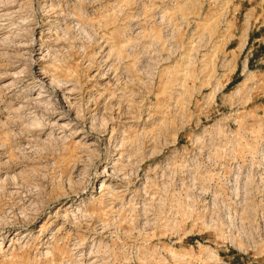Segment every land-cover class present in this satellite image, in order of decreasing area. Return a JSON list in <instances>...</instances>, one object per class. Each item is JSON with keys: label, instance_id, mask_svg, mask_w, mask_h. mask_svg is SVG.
<instances>
[{"label": "rangeland", "instance_id": "1", "mask_svg": "<svg viewBox=\"0 0 264 264\" xmlns=\"http://www.w3.org/2000/svg\"><path fill=\"white\" fill-rule=\"evenodd\" d=\"M36 1L0 17V264H264V0H38L77 122L23 109Z\"/></svg>", "mask_w": 264, "mask_h": 264}, {"label": "bare ground", "instance_id": "2", "mask_svg": "<svg viewBox=\"0 0 264 264\" xmlns=\"http://www.w3.org/2000/svg\"><path fill=\"white\" fill-rule=\"evenodd\" d=\"M15 2L16 0H14V3H12L11 5L6 6V5H3L2 4L3 2L1 3V0H0V13H1L0 17L4 16L6 18L5 20H9L10 22H12V24H15L14 21L17 19V17L20 15V12H21L20 11L21 6L17 7L18 6L17 3L20 2V0H17V3ZM39 5L40 4L37 0L35 4V8H34L35 10H34L33 17L31 20L28 21L31 23L30 30L32 32V35L30 39L24 40V41L20 40L18 42H15V45H14L18 49H20V51L23 50V53H21V55L22 54L29 55L28 60H30V66H31L29 78L27 80H25V78L21 79L18 82H25V81L27 82L28 80H33V82H36L35 84H38V88L40 90L39 93L35 97L31 99H27L25 101L27 104L23 107V109L30 110L31 108H34L37 111L42 110V111H45V113L47 114H51L52 110L50 108H52V109H56L57 111H59L63 115L62 118L68 117L70 118V120L77 122L78 120L77 115L74 117H71L72 115L69 116L70 114L69 108H71V106L73 105V102L71 100L76 99L74 97L75 92H76V86L73 85L71 80H65V81L60 80L58 77L54 76L53 73H51V70H47L46 67L45 66L43 67L42 65V61L48 60L52 56L51 52L56 50L54 47L57 46V43L59 42V38L52 37L51 35H49L50 30L45 32L44 35H40L39 37L35 36V32L37 31L38 28L42 27L45 24L47 17H53V14L50 11V9H48V7H44V5H40L39 7ZM51 22L52 21H47L48 24H50ZM5 24H8V22L3 23L2 25H5ZM11 34L12 32L10 31L8 32L6 28H0V42L8 39L11 36ZM38 46H39V51H35V49H37ZM43 48L46 49V51ZM15 54L16 55H14V57H17L18 58L17 61L20 62L22 60L21 58L22 56L20 57V53H15ZM38 66H42L44 70H37ZM16 74L17 72L13 74L15 78L20 76V75L17 76ZM8 84L10 85L13 83L10 82ZM59 92L62 93V95ZM51 97H54V100L57 106L55 107L51 106L52 104ZM35 124L40 126V122L38 121ZM64 128L69 129V127H66V126H64ZM103 134L105 135L107 134V132H104ZM103 134H101V132L99 134L98 133L96 134L97 136H100L102 138L101 139L102 142L103 140H105V137H102ZM108 147L111 148V146H108ZM26 148H31V146H26ZM108 172L109 171L105 169L102 171V173L105 175H108ZM102 186H105V185L102 183ZM13 188L14 189L10 187V191L8 192V194L11 197L15 198V200L19 198V201L15 202V204H17L16 206H12L11 208L13 209L12 212L16 215V211L20 209L19 213L26 215V210L22 209L23 207L21 208L18 205L21 203L22 204L27 203L29 199H26L22 195L23 191L20 190L21 187L14 186ZM0 215L2 214L0 213ZM6 225H10V224H6ZM3 233H4L3 231L0 232L1 235Z\"/></svg>", "mask_w": 264, "mask_h": 264}]
</instances>
